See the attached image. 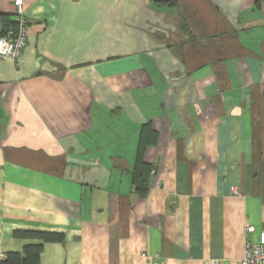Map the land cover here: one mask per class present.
<instances>
[{
	"label": "crops",
	"instance_id": "1",
	"mask_svg": "<svg viewBox=\"0 0 264 264\" xmlns=\"http://www.w3.org/2000/svg\"><path fill=\"white\" fill-rule=\"evenodd\" d=\"M22 3L25 46L0 59V262L41 243L39 264H240L245 225L264 228V0Z\"/></svg>",
	"mask_w": 264,
	"mask_h": 264
},
{
	"label": "trees",
	"instance_id": "2",
	"mask_svg": "<svg viewBox=\"0 0 264 264\" xmlns=\"http://www.w3.org/2000/svg\"><path fill=\"white\" fill-rule=\"evenodd\" d=\"M161 3H169L162 1ZM0 21L2 24L1 36L6 34L7 30L16 28L17 22L11 20L9 16L0 14ZM154 143V132L151 130L150 124H145L141 128L138 148L137 159L132 173V182L136 185V190L139 194L144 195L147 190V176L152 170V166L142 161V153L145 148ZM16 236L22 238L37 240L43 243L61 242L64 235L61 233L40 232V231H23L15 232ZM43 245L40 244H26L23 246L21 253H8L0 264H39L40 254Z\"/></svg>",
	"mask_w": 264,
	"mask_h": 264
},
{
	"label": "built area",
	"instance_id": "3",
	"mask_svg": "<svg viewBox=\"0 0 264 264\" xmlns=\"http://www.w3.org/2000/svg\"><path fill=\"white\" fill-rule=\"evenodd\" d=\"M14 7L17 25L16 28L7 30L6 34L0 35V59L16 62L25 46L27 20L22 0H14ZM254 232L253 225H245L246 237L240 264H264V228L259 231L256 241L250 238ZM212 264L217 262L213 261Z\"/></svg>",
	"mask_w": 264,
	"mask_h": 264
},
{
	"label": "water",
	"instance_id": "4",
	"mask_svg": "<svg viewBox=\"0 0 264 264\" xmlns=\"http://www.w3.org/2000/svg\"><path fill=\"white\" fill-rule=\"evenodd\" d=\"M2 33V24H1V21H0V34Z\"/></svg>",
	"mask_w": 264,
	"mask_h": 264
}]
</instances>
